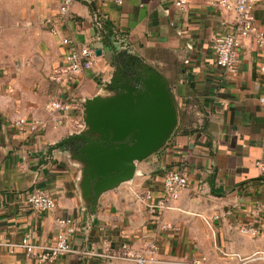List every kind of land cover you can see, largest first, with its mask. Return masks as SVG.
<instances>
[{
    "label": "crops",
    "instance_id": "crops-1",
    "mask_svg": "<svg viewBox=\"0 0 264 264\" xmlns=\"http://www.w3.org/2000/svg\"><path fill=\"white\" fill-rule=\"evenodd\" d=\"M59 4L20 0L5 14L11 20L0 43V243L14 246L0 248V264H132L84 252H101L104 243L141 248L151 242L171 261L158 264L194 257L264 264V47L249 42L233 71L218 67L210 41L230 25L201 0L184 9L172 0H74L63 15ZM253 14L264 31V1ZM82 46L94 51L92 66L53 76L67 50ZM120 51L162 75L177 122L159 150L135 162L129 179L92 203L87 164L74 143L58 144L86 129L88 98L113 94L108 84L117 62L124 63ZM54 101L69 102V109L52 108ZM18 117L38 121L36 129L18 130ZM169 170L181 171L186 186L152 217L148 206L161 198ZM34 188L53 198L52 210L26 205ZM66 219L70 224L61 223ZM68 226L74 252L53 263H38L19 246L27 233L34 244L52 245Z\"/></svg>",
    "mask_w": 264,
    "mask_h": 264
},
{
    "label": "water",
    "instance_id": "water-1",
    "mask_svg": "<svg viewBox=\"0 0 264 264\" xmlns=\"http://www.w3.org/2000/svg\"><path fill=\"white\" fill-rule=\"evenodd\" d=\"M116 56L128 71L117 62L115 77L108 84L113 94L88 98L84 103L86 129L58 144L74 143L87 164L89 175L84 184L92 203L102 191L129 179L135 162L159 150L177 122L173 97L162 75L125 51Z\"/></svg>",
    "mask_w": 264,
    "mask_h": 264
},
{
    "label": "built area",
    "instance_id": "built-area-1",
    "mask_svg": "<svg viewBox=\"0 0 264 264\" xmlns=\"http://www.w3.org/2000/svg\"><path fill=\"white\" fill-rule=\"evenodd\" d=\"M74 0H60L59 13L66 14L70 4ZM191 0H172L174 6L180 9L187 7ZM206 5L220 10L227 17L223 18V23L230 25L226 33L215 34L210 41V48L214 56L215 64L225 71H233L238 62V56L249 42H252L257 48L264 47V31L256 27L254 23V6L264 0H201ZM62 43L68 45L71 40L63 38ZM94 51L88 46L80 48L71 47L64 54V62L54 71L55 77L63 74L78 72L82 69H88L92 66ZM54 109H69V102L54 101L51 102ZM18 130L26 132L35 130L38 121L28 120L24 117H18L14 121ZM75 128H81V124L74 121ZM257 165H261L259 162ZM187 178L179 170H169L166 172L162 187V196L155 204H149L148 212L153 216H158L160 212L170 208L172 203L178 199L180 191L186 186ZM27 206L33 210H52L55 207V201L44 190L34 188L25 197ZM61 223L70 224V220H62ZM74 228L68 226L66 230L57 234L56 242L52 245H37L31 241L27 233L21 239V246L28 256L37 260L38 263H53L63 253L74 252L69 245V235ZM243 232L254 233L251 228H243ZM2 246H14V244H3ZM86 255L101 256L110 261L125 260L132 264H158L170 263L171 261L158 256L157 247L154 243H147L141 248H134L130 245H122L118 248H112L104 243L103 250L96 252L94 250L84 252ZM175 264H213L207 263L203 258L194 257L189 260H174Z\"/></svg>",
    "mask_w": 264,
    "mask_h": 264
},
{
    "label": "rangeland",
    "instance_id": "rangeland-1",
    "mask_svg": "<svg viewBox=\"0 0 264 264\" xmlns=\"http://www.w3.org/2000/svg\"><path fill=\"white\" fill-rule=\"evenodd\" d=\"M19 2L20 0H0V43H2V39H3V33H2L3 29L9 25L11 20V18L7 17L5 14L9 10L18 9Z\"/></svg>",
    "mask_w": 264,
    "mask_h": 264
},
{
    "label": "trees",
    "instance_id": "trees-1",
    "mask_svg": "<svg viewBox=\"0 0 264 264\" xmlns=\"http://www.w3.org/2000/svg\"><path fill=\"white\" fill-rule=\"evenodd\" d=\"M104 27L107 29L105 35H106V38H108L109 35H110V33H111V27H110L109 23H106V24L104 25ZM123 65H124L125 71L127 72V71H128L127 66L125 65V63H123Z\"/></svg>",
    "mask_w": 264,
    "mask_h": 264
}]
</instances>
